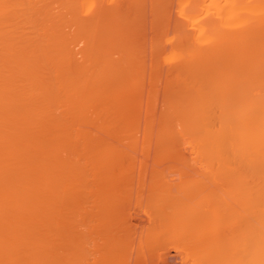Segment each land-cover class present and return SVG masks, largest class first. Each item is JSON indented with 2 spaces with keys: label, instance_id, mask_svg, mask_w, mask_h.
<instances>
[{
  "label": "bare ground",
  "instance_id": "bare-ground-1",
  "mask_svg": "<svg viewBox=\"0 0 264 264\" xmlns=\"http://www.w3.org/2000/svg\"><path fill=\"white\" fill-rule=\"evenodd\" d=\"M41 1L44 0H38V3L33 4L34 0H0V264H65L62 252L63 239L66 228H69L72 223L69 212L76 208L74 201L76 193L83 187L85 170L83 166H89L94 174L96 173L105 180L101 192L111 193L118 189V184L113 179L119 176L120 169L135 160L134 156L117 150L111 145L112 143L107 142H135L134 133L129 136L128 132L132 130V119L139 109H136L137 106H135L134 110L123 104L121 99L125 97L124 92L118 88L116 90L110 88L112 85H116L118 80L109 78L106 71H96V69L89 71L83 65H70L61 60V56L62 59H65L62 53L63 43L57 39L56 33L50 34L44 28L43 31L41 29L40 31L33 26L35 20H33V12L38 13L39 11L37 9L34 11V8L39 5L38 9L41 10L40 7L43 5ZM212 1H214L213 5L217 6L216 1ZM226 1L224 5L222 2L220 3V7H222L221 4L223 5L221 9L224 11H218L219 8L216 11L218 14L224 12L221 16L223 19L225 17V20H229L227 25H231L233 21H230L232 20L230 17L240 7H235L234 4L239 0H236L235 3L230 2L233 0ZM228 1L231 5L233 4L232 7L227 4ZM201 2L195 4L198 6H195L198 11L205 9V4ZM109 5L107 4L105 7L113 10L115 4ZM250 6L247 4L249 10L245 9L252 10ZM106 8L104 9L106 10ZM254 8V12H256L257 7ZM195 12L187 13V19L193 23L198 22L194 16ZM221 16L220 18H222ZM217 21L221 23L222 19ZM253 22L255 21L253 20ZM212 23L210 22L209 25ZM197 24H201V22ZM223 24H226L225 21H222L221 25ZM243 24L241 23V25ZM183 27L188 26L183 25ZM202 27L200 28L202 29ZM221 27L220 29L224 28ZM226 27L221 30V35L218 34L219 37L217 34L212 36L215 37L214 41L217 44L214 43L215 46L212 44L214 41L208 46L196 42L195 45L179 46L169 54V59L171 58L173 63L169 67L170 72L167 73L170 74L169 78L165 77L166 81L164 80V93L160 108L154 103L156 105L147 109L146 112L153 115L158 113L161 118L163 129L157 135L158 142H163L166 147L171 142H187L190 145L193 155L181 153L174 155V158H189L200 163L202 167H209L221 172L224 182L232 187L233 197L231 200L233 202L229 203L228 207H226L227 204L225 206L215 202V197L212 199L215 190L210 192L211 188H208L209 191L208 189V192L205 191V196L202 193L203 200H206L205 204L209 202L207 213H204L206 212L204 211L205 204L202 205L204 207L203 215L208 214L209 218L204 220L208 217L204 216L203 219L201 218L203 220L201 223L198 221L199 215L202 214L201 211L200 214H195L198 220L191 213L190 216L196 221L189 219L190 216L184 214L187 210L182 213H180L182 210L178 211L180 216L185 215L183 217H186V222L193 220L189 223L190 225L187 224L189 229L187 226L186 228L194 232L195 237L191 235L195 238L194 242V238H189L192 239L191 243L197 244L194 248L197 254L200 252L201 257V252H204L206 257L202 256V258H205L204 263L208 264L210 261H212L211 264H264V139H261L264 135V127H262L264 122L260 124L262 128H259V124L255 128L254 124L259 120L254 118L252 120L256 122L251 121L250 123L254 127L253 129L246 126V123L243 126L241 118L242 121L244 120L243 122H247V116L246 120L242 116L245 113L249 114L244 109L248 105L247 108L250 107L246 101L247 99L250 101V99L247 97L245 100L243 99L245 96H242L240 101H246L245 104L239 102L240 96L237 98H231L232 95L225 97L227 92H224V86L225 90L229 88L228 84L231 85L230 87L233 84V90L236 84L238 86V75L237 79H233L232 76L236 75L234 72H237L238 64L241 62L240 60L238 63L235 62L238 58L233 59L235 54L238 57L237 53L240 49L237 50V53L235 50L232 55L229 54L230 46L228 54L233 58L228 56L229 60L227 61L228 54L225 52L227 53L228 49L226 50V47L223 46H227V44L221 41H230L228 45L234 44L233 47H235L236 44L235 48L238 49L237 41L240 31L237 32L238 27L237 29H227L225 32ZM213 28L215 29V27ZM232 31L238 39L235 42L231 41L235 37L230 35ZM213 33L215 32L211 34ZM193 37L191 38L194 39ZM212 37L211 39H213ZM247 49H249L248 46ZM222 58H224L223 61ZM261 58H264V55ZM169 59L168 61L171 60ZM230 60L231 62L235 60L234 64L236 66L237 63V70L235 66H232L235 71L232 69ZM223 62L227 63V67ZM222 65H225V69L221 68ZM108 68L107 70L110 69ZM229 68L234 72L232 73ZM226 69L230 72L228 73ZM224 73L225 75H223ZM230 73L232 75H229ZM222 76L225 79H222ZM240 76L242 75L240 74ZM257 87L254 88V90L256 89L255 94L251 93V99L253 100L254 96L258 97L257 95H259L262 99L258 98L264 100V96H262L264 94L260 92L262 94L260 95V90H257ZM251 90L253 91V88ZM246 93L248 94V91ZM150 98L152 101L154 96L151 95ZM119 101H122L123 105L119 104ZM134 104L137 105V103ZM252 106L250 111L254 112L255 108ZM242 107H244V111L241 109ZM255 107L257 106L255 105ZM262 108L259 107L258 110ZM120 131L122 133L125 131L128 134L127 137L132 139L126 137L128 141L119 140L125 139V135L121 138L117 136V132ZM253 131L254 133H252ZM256 132H261V137ZM251 133L254 134L253 136L260 137L261 142L250 138ZM105 134L109 138H106ZM80 144L83 150L81 152L77 150V146ZM82 160L83 162H81ZM127 162L128 164H126ZM202 196L200 199L203 198ZM206 196L208 199H205ZM203 200L201 202L204 203ZM229 211L232 216L235 215L233 222H235L236 228L233 225L235 229L233 231L232 228L233 235L231 238L223 240L222 237L219 238V228L218 230L214 229L216 226L213 225L214 228L211 226L210 229L208 225L214 216H221ZM178 212L175 214L177 215ZM227 214L230 216L229 213ZM180 216L176 220H182L183 218ZM147 225L149 226V224ZM126 226L128 225H125V228ZM205 227L208 229L206 230ZM151 231L152 229L149 232ZM183 231L179 233V236ZM207 231L213 233L209 234L210 232ZM189 234L190 232H188ZM159 239L158 241H160ZM187 240L185 239V241ZM179 245L174 244L173 247L177 249ZM185 245L187 247V244ZM192 245L188 246L192 247ZM192 255V252L189 253V256ZM210 258L211 260H209ZM135 259L140 260L138 257ZM115 260L117 259L115 258ZM140 261L142 262V260ZM148 261L150 262V260ZM198 261L203 262L202 260ZM120 264L123 263L120 262Z\"/></svg>",
  "mask_w": 264,
  "mask_h": 264
},
{
  "label": "rangeland",
  "instance_id": "rangeland-1",
  "mask_svg": "<svg viewBox=\"0 0 264 264\" xmlns=\"http://www.w3.org/2000/svg\"><path fill=\"white\" fill-rule=\"evenodd\" d=\"M202 1L203 2L199 0H44L41 1V3L44 5V2H46V5H44V7L40 4L41 10L38 9L39 5L37 8L34 6V11L35 9L39 10L38 13L33 12V20L35 19L33 23L34 28L37 30L41 29L42 31L43 28L44 30L47 29L48 31H46L50 34L56 33L58 36L57 39L61 40L63 43L62 53L65 58L62 59L61 56L63 62L70 65H83L89 69V71L93 69H96V71H106L109 78L118 80V83L112 85L110 88L112 90L118 88L120 91L122 90L124 92L123 94L125 97L121 99L123 100V104L134 110L135 108L139 109L132 119V124L135 129L132 126V130L128 132L129 136L132 133L136 135L135 137L133 134L135 142H107L110 144L112 143L111 145L117 150L135 157V160L126 167L121 168L119 176L113 179L118 184V189L111 193L101 192V187L105 183V180L100 178L96 173L94 174L89 166H83L85 169L83 187L76 193V198L74 199L76 208L69 212L72 223L69 228H66L65 238L63 239L62 252L65 264H120V262L123 264H208L204 263L205 258H202V256L206 254L201 252L200 257V252L197 254V251L194 250L195 245L197 246L196 243L193 244L195 240L194 232H192V230H187V228L189 229V223L195 220L193 217L195 216L194 218H197L195 214H200L202 212L198 217L200 219H196L199 223L203 222L201 218L203 219L204 216H208V214L203 215L209 203L205 204L206 200H203L205 191H207L208 188H211L210 192L215 190L212 196V199L215 197V202L225 206L227 204L226 207H228L229 203L233 202L231 200L233 197L232 187L224 182L223 173L214 169L212 170L209 167H202L200 163L192 161L189 158H174V155L181 153L184 155H193L190 145H188L187 142H171L170 145L166 147L163 142H158L157 135L161 133L163 129L161 118H159L158 113H156L157 115H153L146 112V110L150 107L152 108L156 104L157 107L160 108L159 106L161 105V99L164 93V80L166 81V79L169 78L170 74L168 75L167 73L170 72L169 67L173 63L172 59H169V54L172 53V51L174 52V49L176 50L179 46L195 45L196 42L201 45L207 44L206 46H208L215 40V37L212 36L214 34V36H216V34L217 36L218 34L221 35V30L225 29L226 26L225 32L227 29L231 30L239 27L237 31H240V36L238 35L239 40L236 38V35H234L233 31L232 34H230L233 35V37L235 36L234 38L232 37L233 39L230 38L231 41L235 42V40H238V49L235 48L236 44L235 47H233L234 44L231 43V45H228L230 41H221L227 44V46L223 45L224 48L226 47V50L229 46L231 49L230 52L228 49L225 54H228V52L232 54L235 50L237 53V50L240 49L237 53L238 57L235 56L236 54H232L234 58L229 54L226 57L230 56V58L232 57L233 59L238 58V60H234L237 63L239 60L241 61L238 64V70L236 67L237 63L235 66L234 61H229V63L231 62V67L235 66L237 72L239 71L242 76H240L239 73L237 74V72L235 73L233 67L232 69L234 71L229 68L232 73L234 72V74H236L232 76L233 79H237L238 77V86L237 84L234 85L239 88L237 89L234 86L235 88L233 90V84L232 87L228 84L229 88L225 90L226 87L223 85L224 92H227L225 93V97L232 95L231 98H237L240 96L241 98L238 99L239 102H244L240 101L243 98L242 96H245L243 98L245 100L248 97L250 101L248 99L246 101H248L250 107L247 108L248 105L244 110H247L246 112L249 114L243 112L245 113L243 114L245 117L242 116V114L241 116L245 120L251 117V120L247 119V122H243L244 120L242 121L241 118L242 125L245 126L246 123V126L253 129L254 127H252L250 123L251 121L255 123L256 121L252 120L255 118V120H262L261 122L258 121L259 123H253L255 128L258 126L259 128L264 127L262 126L264 125L262 124V122H264V111H261L264 109L262 108L264 107V100H260L259 98L261 97L259 95H257L259 98L254 96L255 98L253 100L251 99V95L255 94L254 91L256 89L254 90V88H256V86H258L257 90H260L259 94H264V91H262L264 90V85H262L264 84L262 83L264 82V78H262L264 77V75H262L264 74V58H261L262 55H264V32H262L264 31V26H262L264 25V22H262L264 21V0H237L238 3H235L236 0L230 1L235 3V7L240 6L239 10L237 9V12H235L237 15L235 13L232 14L233 16L231 15L230 19L232 20L230 21H233V23L231 22V25L229 24L230 26L227 25L229 20L227 21L225 17L223 19L221 16L224 12L218 14L216 11L218 8L220 9L218 11H224L221 8H223L226 0H215L217 6L213 5L214 1L212 0ZM199 2L205 4V9H199V11L195 9L198 7L195 4H199ZM221 2L223 4H221L222 7H220ZM35 3H38V0H34L33 4ZM107 4H115V9L109 10L105 7ZM227 4H230L229 6L231 7L233 6L229 1ZM247 4L249 6L252 4V6L254 5V7H257L256 12H254L255 8L253 7V9L252 6H250L252 10L248 11L249 8ZM206 6L208 7L207 9ZM104 8H106V10ZM245 8H248V10ZM191 12H195L194 16L198 22L193 23L190 19H187V13ZM198 15H203V17ZM220 16L222 18H220ZM235 16L236 18H233ZM214 18H216V20H214ZM219 19L220 21L221 19L225 21L226 24L221 25L222 21L221 23L217 21ZM238 20L240 22H237ZM253 20L255 22H253ZM199 21L201 24H197L200 23ZM208 21L213 23L209 25L210 22ZM235 21L236 23H234ZM217 22L219 26L221 25L224 28L221 26L222 29H220V27L217 28ZM241 23L244 24L241 25ZM183 25H187L188 27H183ZM212 26L215 27V29ZM200 27H202V29ZM187 30L190 31L191 34L194 32L192 34L194 39L191 38L192 36ZM217 30H219V33ZM212 32L215 33L211 34ZM109 34H111V36H109ZM211 37L213 39H211ZM214 43L215 41L212 43L213 46L216 44ZM246 44L249 49H247ZM224 58H222V61ZM168 59L170 61H168ZM228 60L229 57L227 61ZM225 62L223 63L226 64V66L222 65L221 68H224V66L227 67V63ZM255 62L257 63L256 66ZM228 65L230 66V64ZM107 68L109 70H107ZM229 70H227L228 73L230 72ZM223 75H225V73ZM229 75L232 74L230 73ZM225 77L227 78L228 76ZM222 79H225L224 76H222ZM222 82L224 84V81ZM225 83H227V81ZM230 88L232 90H228ZM240 88H243L244 91ZM250 88H253V91ZM228 91L233 92L228 93ZM236 91L238 92L236 93ZM240 91L241 93L243 92V94H241ZM247 91L248 94L246 93ZM151 95L154 96L152 101L150 98ZM134 103H137V105ZM119 104H122V101H119ZM251 105L255 108V114H253V111H250ZM255 105L257 107H255ZM259 107L262 109L258 110ZM243 108L244 107L241 109L243 110ZM145 120H147L148 123H146L147 121ZM118 130L120 129L118 128ZM123 132L124 133L121 131L117 132V136L120 138L125 135V139L119 140L128 141V138L132 139L129 136L127 137L128 134L125 131ZM252 133H254V131ZM252 133L249 137L257 140V142H261V139H264L262 138L264 135H262L261 132H256L260 137L262 135L261 139L258 136H253L254 134ZM105 137L109 138L107 134H105ZM77 150L80 152L83 151L81 144L77 146ZM81 162H83V160ZM126 164H128V162ZM202 193L204 196H202ZM201 196L203 197L202 199H200ZM207 197L208 196H206L205 199ZM209 198L211 200V197ZM202 200L204 203L201 202ZM203 204H205V209L202 207ZM180 210L182 211L180 212ZM175 211H179L180 213L186 211L187 213L185 212L184 214L188 217L193 213V217H189V219L191 218L193 220H188L186 222V217H183L185 215L180 216L179 212L176 215ZM207 212L208 210L204 213ZM227 213L230 214V211ZM227 213L225 212V214L221 216H214L215 219L213 218L212 222L208 225L210 229L213 225L216 226V228L213 227L214 229L218 230L219 228V238L222 237L223 240L231 238L234 233L231 232L232 228L233 231H235L233 227L235 224V222H233L235 217L233 216L235 215L233 214L232 216V214H230L229 216ZM178 216L183 219L176 220L179 219ZM207 218H209V216L204 218V220ZM148 221H150V223H148ZM163 222L164 224H162ZM147 224H149V226ZM187 224L189 225L187 226ZM125 225L128 226L125 228ZM166 225L167 227H165ZM207 227H205L206 230L208 229ZM127 228L130 229V232ZM146 228L149 231L152 229V231H146ZM183 230L190 232V234L188 235V232ZM181 231H183V233H181L183 235L180 234V237L179 233ZM212 233L210 232L209 234ZM184 235H187L188 238ZM191 235L194 237H191ZM189 237L194 238L192 243L190 242L192 239ZM158 238H160V241H158ZM185 239L189 240L185 241ZM181 242H183V247L179 245ZM174 244L179 245L177 249L173 247ZM185 244H187V247ZM188 245H192V247ZM188 250L190 254L191 252L193 253L192 256L197 254L201 259L197 255L193 258L196 257L197 260H202L203 262L195 261L196 258L193 259L192 256H189ZM137 251L139 252L137 253ZM161 253L162 255H160ZM137 257L142 260V262L138 259L137 261L135 259ZM115 258L117 260H115ZM148 260H150V262ZM209 260H211V258ZM212 260H215V258H212ZM207 261L208 259L206 262ZM211 262L212 261H210V264Z\"/></svg>",
  "mask_w": 264,
  "mask_h": 264
}]
</instances>
